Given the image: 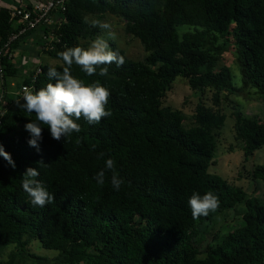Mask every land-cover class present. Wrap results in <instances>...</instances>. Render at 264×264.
Masks as SVG:
<instances>
[{
	"label": "trees",
	"instance_id": "16d2710c",
	"mask_svg": "<svg viewBox=\"0 0 264 264\" xmlns=\"http://www.w3.org/2000/svg\"><path fill=\"white\" fill-rule=\"evenodd\" d=\"M10 12L0 7V46L15 31ZM106 14L123 19L126 35L138 39L146 53L134 61L111 45L125 63L107 65V76H100L99 69L88 76L73 64L74 77L86 84L98 81L110 91V117L94 125L81 118L76 121L81 131L60 141L41 125L37 150L29 145L25 129L35 114L13 105L18 96L5 97L0 145L16 167L0 157V246L13 244L15 251L0 264H20L24 256L41 264H264V201L248 198L209 172L226 119L219 107L227 95L238 92L231 68H218L225 52L233 54L235 75L249 99L264 104V0H68L62 19L45 30L53 39L44 53L60 64H40V72L24 76L21 86L36 91L54 83L48 69L65 66L58 53L93 40L100 29L85 18ZM29 35L14 42L11 51L19 50ZM2 64L5 90L7 79L17 78L24 68L7 57ZM179 77L199 97L189 128L180 110L162 105ZM206 92L210 105L202 100ZM233 117L235 139L247 162L264 147V116H246L236 108ZM108 158L123 181L119 190L111 184L112 171L105 169ZM28 167L39 170L37 179L54 195L52 203L31 204L21 183ZM101 170L103 185L94 179ZM250 176L264 181V166H255ZM208 191L218 196L219 208L193 219L189 198ZM241 203V227L200 257L194 241L199 224ZM34 239L56 256L27 252Z\"/></svg>",
	"mask_w": 264,
	"mask_h": 264
},
{
	"label": "clouds",
	"instance_id": "9594fccd",
	"mask_svg": "<svg viewBox=\"0 0 264 264\" xmlns=\"http://www.w3.org/2000/svg\"><path fill=\"white\" fill-rule=\"evenodd\" d=\"M86 23L92 27H98L104 31V36H97L87 48L81 46L68 47L58 53L64 67L58 71L50 67L47 71L49 80L45 87L33 91L25 88L22 99L16 101L18 107L29 114H35V120L25 125L30 133L29 145L39 150V142L42 140V127L46 125L53 139L60 141L70 137L72 133H79L81 126L76 121L83 118L89 125L100 123L105 117H110L111 112L106 106L109 102L110 91L98 81L86 84L83 80L74 77L71 73L73 64L79 66L88 76H93L99 69L100 76H107L109 68L107 65L115 64L123 66L125 57L119 50L114 49L109 41L115 42L117 34L112 25L107 21L85 18ZM95 146H93V149ZM101 152L99 157H103ZM0 157H3L8 164L15 169L16 165L11 155L0 145ZM44 164L43 161L38 162ZM105 169L112 171L111 184L119 190L123 181L115 172V161L108 158L105 161ZM40 173L37 168L28 167L22 176V188L31 198L34 206L44 207L55 199L41 181L37 179ZM97 184L105 183V170L99 171L94 177ZM193 219L207 217L210 213L219 208V198L212 191L200 195L194 192L188 200Z\"/></svg>",
	"mask_w": 264,
	"mask_h": 264
},
{
	"label": "rangeland",
	"instance_id": "374dc122",
	"mask_svg": "<svg viewBox=\"0 0 264 264\" xmlns=\"http://www.w3.org/2000/svg\"><path fill=\"white\" fill-rule=\"evenodd\" d=\"M9 2H6L8 5L3 6L15 8L19 4L17 1ZM0 6L2 7V5ZM88 19L89 21L92 19H99L101 21L109 22L117 34V39L115 42L109 41L110 45H114L117 49L121 50L128 59L141 61L145 58L146 53L140 41L126 35L125 21L123 19L109 14L104 16H90ZM37 33L41 34L39 31H37ZM104 35V31L100 29V32L97 34V36ZM93 40L81 41V44L87 48ZM35 46L38 48L37 50H39L37 58L40 60L41 65L45 64L47 66H55L60 64L59 61L50 58L44 53L46 51L47 43H45L42 38L39 39V42H37V45ZM37 50L35 49L34 51L38 52ZM16 53L20 54V50H17ZM23 56L27 58V61L30 60L31 55L29 52L25 51ZM20 58L21 57L17 58L16 61L19 63L16 64H18L17 66H23V71H26L23 73V77L18 76L14 79H7L6 84L9 87V90L12 89V91L18 90L22 84L24 76L28 75L32 71L34 72L36 70V66L40 65L37 63V61H39L38 59H36L37 61H32L35 64L37 63V65L34 64L32 66H27L26 63H24L26 66H24L23 63L21 65L22 61ZM223 66L231 68L233 73V85L238 90V92L234 95H227V100H224L219 107V110L225 115L226 119L224 126L217 135V148L213 163L209 168V172L219 175L225 181H227L229 185L236 188H241L247 193L248 198H256L259 201H264V181L255 180L250 176L255 166H264V147L255 151L253 156L249 158L247 162H245L242 152V145L235 139L233 117V112L236 108H241L246 116L252 115L262 117L264 116V104H261L255 98L249 99L248 90L242 85L239 74L237 76L235 75L237 74L235 58L230 51L225 52L222 56V59L218 62V68H222ZM25 67L27 69H25ZM11 82L16 83L13 88L9 86ZM2 84L3 83L0 80V93H2ZM9 96L18 95L9 94ZM210 96L211 94L206 92L205 96L202 98V100L208 105L211 104L209 101ZM6 97H8L7 94ZM18 99H20V103H24L23 99L18 96L16 97L13 105H17L16 101ZM198 102V95L190 90L186 79L180 77L175 80L162 99V105L164 107H171L181 111L184 116V125L187 128L192 126V119ZM244 211L245 205L244 203H241L234 209L226 210L216 215L212 220L199 224L198 233L195 235L194 241L196 247L200 251V257H205V251L209 246H216L228 233L241 227L243 224L242 216ZM14 251L15 245L13 244L8 246H0V261L3 263L7 262L10 252ZM28 251L32 255L48 259H52L57 254V252L53 250L43 249L40 246L38 239L32 240L27 249V252ZM20 264L41 263L36 259L30 257L25 258L24 256V259L21 260Z\"/></svg>",
	"mask_w": 264,
	"mask_h": 264
},
{
	"label": "built area",
	"instance_id": "2783aa9c",
	"mask_svg": "<svg viewBox=\"0 0 264 264\" xmlns=\"http://www.w3.org/2000/svg\"><path fill=\"white\" fill-rule=\"evenodd\" d=\"M68 0H20L17 7L11 9L10 21L14 26V33L8 38V40L0 46V80L3 81L4 77V67L3 58L7 57L11 60L13 64L18 65L17 58L21 57V65L26 63L30 65L32 59L27 61V58L23 56V53L12 52L10 47L14 42L20 40L23 36L28 33H35L37 31L42 32V40L47 43L46 49L49 48L48 42L53 39L46 37L45 30L55 26L60 19L64 16L67 10ZM49 39V40H48ZM19 56V57H18ZM39 65L36 66V73H39ZM25 88L31 89L27 85H23L19 88L16 95L22 99L23 91ZM6 94L4 92L0 93V123L3 118L7 102L5 101Z\"/></svg>",
	"mask_w": 264,
	"mask_h": 264
},
{
	"label": "crops",
	"instance_id": "0c3cea01",
	"mask_svg": "<svg viewBox=\"0 0 264 264\" xmlns=\"http://www.w3.org/2000/svg\"><path fill=\"white\" fill-rule=\"evenodd\" d=\"M9 1H12V2H19L20 0H0V5H2V7H6V6H3V5H8V4H6V2H9ZM10 3V2H9ZM1 7V6H0ZM8 8V7H7ZM9 9H13V7H10ZM41 34H39V33H37V32H35V33H31V35H29L28 37H26V38H23V40H22V42H21V47L19 48V50H20V52H22V51H26V52H29L30 53V55H31V57H30V59H32L33 61H37L36 59H38L37 57H38V53H39V50H37L38 48L35 46V45H37V42H39V39L42 37V32H40ZM41 35V36H40ZM34 46H35V48H34ZM34 48V49H33ZM37 50L38 52H35L34 50ZM33 52H35V53H33ZM39 60V59H38ZM37 63H39L40 64V60L39 61H37ZM37 63L35 64V63H31L30 65L32 66V65H37ZM24 66H26V65H24ZM27 66H28V64H27ZM29 69V68H28ZM26 71V70H25ZM25 71H23L21 74H19V76L21 77H23V73L25 72ZM26 76H28V75H26ZM15 82H11L10 83V87L11 88H13L14 86H15ZM8 88V89H7ZM19 90V89H18ZM18 90H16V91H12V89L11 90H9V87L7 86V84H6V86H5V90L4 89H2V92H4L5 94H7L8 96H9V94L10 95H16V93L18 92Z\"/></svg>",
	"mask_w": 264,
	"mask_h": 264
}]
</instances>
